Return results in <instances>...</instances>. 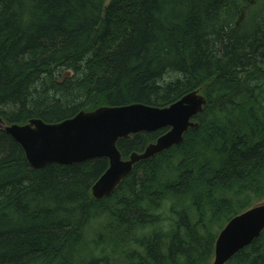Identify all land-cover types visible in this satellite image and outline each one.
<instances>
[{
    "label": "trees",
    "instance_id": "16d2710c",
    "mask_svg": "<svg viewBox=\"0 0 264 264\" xmlns=\"http://www.w3.org/2000/svg\"><path fill=\"white\" fill-rule=\"evenodd\" d=\"M200 87L199 126L101 200L106 158L35 169L0 131V264H211L229 220L264 199V0H0L9 123ZM166 131L117 145L128 158ZM227 264H264V232Z\"/></svg>",
    "mask_w": 264,
    "mask_h": 264
},
{
    "label": "water",
    "instance_id": "95a60500",
    "mask_svg": "<svg viewBox=\"0 0 264 264\" xmlns=\"http://www.w3.org/2000/svg\"><path fill=\"white\" fill-rule=\"evenodd\" d=\"M204 87L193 90L176 102L160 107L136 102L121 106H100L80 111L60 122L40 118L25 124L9 123L0 116V131L18 142L35 169L50 164L73 165L106 158L109 167L92 187V195L101 200L110 197L134 171L135 166L181 144L191 128H197V116L204 111L207 98ZM167 128L142 151L124 158L118 141L139 133ZM264 232V202L234 216L216 240L211 264H227L238 252L250 246Z\"/></svg>",
    "mask_w": 264,
    "mask_h": 264
},
{
    "label": "rangeland",
    "instance_id": "374dc122",
    "mask_svg": "<svg viewBox=\"0 0 264 264\" xmlns=\"http://www.w3.org/2000/svg\"><path fill=\"white\" fill-rule=\"evenodd\" d=\"M110 0H108V3H109ZM261 202H264V199L261 201ZM260 203V202H259Z\"/></svg>",
    "mask_w": 264,
    "mask_h": 264
}]
</instances>
